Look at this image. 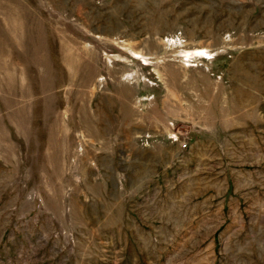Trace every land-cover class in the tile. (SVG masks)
Listing matches in <instances>:
<instances>
[{"label": "rangeland", "instance_id": "374dc122", "mask_svg": "<svg viewBox=\"0 0 264 264\" xmlns=\"http://www.w3.org/2000/svg\"><path fill=\"white\" fill-rule=\"evenodd\" d=\"M0 264H264V0H0Z\"/></svg>", "mask_w": 264, "mask_h": 264}]
</instances>
